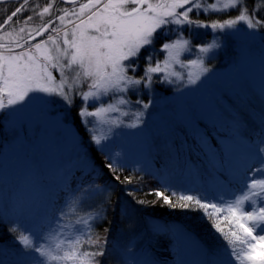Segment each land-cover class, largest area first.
<instances>
[{
	"label": "snow or ice",
	"instance_id": "obj_1",
	"mask_svg": "<svg viewBox=\"0 0 264 264\" xmlns=\"http://www.w3.org/2000/svg\"><path fill=\"white\" fill-rule=\"evenodd\" d=\"M57 2L70 7L57 8ZM4 3L0 0V5ZM26 11L32 14L22 16ZM206 13L224 15L202 20L201 14ZM201 30L211 35L203 43H194ZM242 32L253 43L259 35L264 48V0H46L44 6L32 8L30 0H21L0 19V113L13 117L18 129L24 121L15 119L17 113L32 108L50 115L77 159L86 161L89 152L105 151L107 142L122 134L117 129H139L145 124L146 112L154 103L143 98L145 92L151 93L158 83L175 84L178 92L202 83L201 78L212 72L210 54L222 46V38L239 37ZM142 51L144 66L138 74ZM249 51L250 47H240L237 61L242 62ZM161 52L166 53L163 60L158 58ZM186 53L194 58L181 59ZM177 65L186 74L177 71ZM258 94L264 102V86ZM76 97L81 101L76 114L87 133V147L53 111L58 101L72 107ZM246 107L225 109L230 138L220 142L221 160L233 156L237 144L243 146L240 171L224 169L229 183H239L238 194L231 200L222 194L210 197L177 188L167 179L148 193L170 209L202 213L220 234L224 246L200 264H264V108L259 112V131L249 136L247 125L253 118ZM184 123L194 146L205 151L215 166L217 154L210 141L215 142L211 129L217 121L193 112ZM120 155H108L103 167L122 185L139 184L142 169L121 180L125 168L117 160ZM87 167L78 173L84 178L75 186L65 185L54 194L59 199H52L43 211L30 210L28 223L22 211H16L11 222L7 213H0L7 232L20 245L18 264H104L100 258L106 256L109 229L101 236L96 225L107 218L112 193L93 176L95 166ZM126 195L138 205L156 203L138 198L135 190ZM121 211L129 215L126 209ZM168 232L178 253L180 242L191 239L182 228L148 226L149 238ZM116 247L121 264H158L143 238L133 237ZM175 264L187 262L177 254Z\"/></svg>",
	"mask_w": 264,
	"mask_h": 264
}]
</instances>
